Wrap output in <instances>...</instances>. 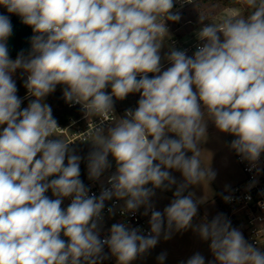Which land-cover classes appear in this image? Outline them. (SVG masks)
<instances>
[{"label": "clouds", "instance_id": "1", "mask_svg": "<svg viewBox=\"0 0 264 264\" xmlns=\"http://www.w3.org/2000/svg\"><path fill=\"white\" fill-rule=\"evenodd\" d=\"M236 2L247 11H229L203 25L193 55L172 49L171 66L162 71L166 21L181 19L172 12L174 0H0L34 33L31 52L9 59L12 24L0 14V264H100L105 245L117 264H130L154 248L162 232L167 240L173 230L192 227L197 202L192 193H183L216 175L203 165L199 147L208 119L235 137L231 148L243 160H259L264 153V0ZM17 69L27 73L24 86L34 98L22 110L12 79ZM58 85L86 117H100L84 137L93 145L89 178L99 179L111 167L109 154L116 171L99 197L88 195L79 179L81 157L69 147L73 141L57 135L51 107L43 103ZM109 85L110 94L104 91ZM130 93H140L138 107L115 118L113 96L123 100ZM109 120L113 125L105 133L102 125ZM169 169L180 171L184 182L162 213L152 210L150 198L153 189L176 184ZM49 190L55 199L46 195ZM68 197L71 203L62 208ZM113 197L124 201L122 214L142 205L144 215L152 210L148 235L117 223L100 239L102 210ZM194 231L211 241L217 264H264V251L223 215ZM165 258L166 253L157 257L160 264ZM186 264H205V259L196 253Z\"/></svg>", "mask_w": 264, "mask_h": 264}, {"label": "rangeland", "instance_id": "2", "mask_svg": "<svg viewBox=\"0 0 264 264\" xmlns=\"http://www.w3.org/2000/svg\"><path fill=\"white\" fill-rule=\"evenodd\" d=\"M229 11L243 14L244 8L222 7L215 3L199 0L189 7L181 10L179 12L181 19L177 22H173L172 27L177 34L188 38L194 33V31L199 30L203 25L210 22H218L219 19L227 15ZM200 15L206 17V20H204L203 23L200 22ZM171 35V32H168V36L165 38L160 51L162 68L167 66L164 70L171 66L167 60V55L172 49H174L170 43ZM28 54H25V56ZM9 59L15 60L16 58ZM152 76L149 77L151 78ZM18 78L19 69L12 74V79L15 80V82ZM139 99L140 97L137 100L132 99L129 101L127 98H124L123 100L115 98V103L120 109L131 108L135 110L138 107ZM2 127L3 126H0V128ZM168 136L170 138H175L174 133H169ZM203 139L204 140L199 145L201 149V160L205 167H210L216 173L215 178L207 183L190 185L184 191L183 195L186 196L189 193H192L193 199L195 201L197 200V205H200L202 212L206 213L207 216L211 218H215L217 215L224 216V201L223 198H221V193L235 185V183L243 177V172L237 162L236 151L231 148V142L235 139L234 136L228 133L220 132L216 128L215 124L208 119L206 120V134ZM186 155L191 156L192 153L188 152ZM108 160L111 167L106 169L102 175L108 170L116 167V162L111 154H109ZM169 172L171 176L175 178L176 184L172 185L169 189H153L154 195L150 198V203L156 208V211H160L162 213L163 210L171 204L172 200L175 199L174 193L177 186L184 182V178L180 171L169 169ZM93 180L95 179H90L88 174L87 179L83 184ZM146 187L151 188L152 185L148 184ZM46 195L51 199H55L51 190H49ZM66 199L67 198H64L61 205L62 208L65 209L67 208ZM150 219L151 218L149 217V222ZM195 220L197 221L196 217H194L191 221L192 227L180 231L173 230L170 239H164L162 232L158 239L159 246H155L154 248L148 250L147 253L138 256L131 262H133V264H157L159 262L157 257L161 253H166V258L163 261L164 264H186V261L190 257L199 253L204 257L205 264H217L210 249L211 241L201 239L199 234L196 235L194 231L197 224L200 225L205 222L198 218V223H195ZM232 227L236 228L235 225ZM196 236H198V238Z\"/></svg>", "mask_w": 264, "mask_h": 264}, {"label": "built area", "instance_id": "3", "mask_svg": "<svg viewBox=\"0 0 264 264\" xmlns=\"http://www.w3.org/2000/svg\"><path fill=\"white\" fill-rule=\"evenodd\" d=\"M199 0H174L173 13H179L181 10L189 7ZM173 21H166V27L168 32H171L170 43L176 50H185L187 55L191 56L196 50V45L201 43L196 37V32L190 37H183L177 34L172 27ZM34 35V34H33ZM31 52V51H30ZM167 67V66H166ZM166 67L162 68L164 70ZM152 76V73L148 74ZM27 73H25L24 79L26 80ZM139 79V77H138ZM110 94V93H109ZM28 92L23 100L29 98ZM115 118H123L126 110L131 108L120 109L115 103V96H113ZM71 106L81 105L71 103ZM82 116L79 119H72L68 124L62 125L57 122L58 128L57 135L65 139L66 142H72L69 144L70 148L78 149L81 146L89 144L84 139L88 130L93 125L100 124V117L88 118L85 116L82 108ZM113 125V121H105L103 127L105 133L107 129ZM55 139V137H53ZM236 159L243 172V179L237 184L233 185L223 195L224 201V217L231 221V226H236L247 242L260 248L264 251V153L261 154L259 160L255 164L250 163L247 160H243L236 152ZM116 171V167L108 170L101 176L100 179L85 183V187L88 189V195H95L99 197L103 188H108V178ZM225 197H230L229 200H225ZM67 206L71 203V197L66 199ZM113 208V213H109L108 209ZM124 201L118 200L113 197L111 200L105 201V207L102 210V222L100 227V239H104L110 235V228L113 224L123 223L130 228H138L141 230V234L148 235L151 231L149 218L144 215V210L140 207L133 212H123ZM152 210L156 211L153 207ZM150 210V213H152ZM61 238L65 237L61 234ZM67 240V239H65ZM103 255H111L110 249L105 245L103 249ZM102 261H100L101 263Z\"/></svg>", "mask_w": 264, "mask_h": 264}, {"label": "trees", "instance_id": "4", "mask_svg": "<svg viewBox=\"0 0 264 264\" xmlns=\"http://www.w3.org/2000/svg\"><path fill=\"white\" fill-rule=\"evenodd\" d=\"M205 2H211L218 4L222 7L229 8H237L241 7L240 4L236 2V0H204ZM247 9L244 8V12ZM0 14L9 16L10 20L14 16L12 13H8L7 9L0 5ZM247 14V13H245ZM24 76L25 73L22 69H19V78L16 81V87L18 89L17 96L22 100L27 94V89L24 86ZM106 93H111V86L109 85L105 90ZM140 97V93H130L127 95V99L131 101L132 99L137 100ZM116 98V97H115ZM34 99L33 97L26 98L22 101L21 110L26 108L30 101ZM43 103L49 105L52 110L53 118L60 124L66 125L72 119H79L82 116V111L79 106H71L70 102H67L63 95V90L61 86H57V89L54 93L49 94L43 101ZM93 151V145L91 143L81 146L80 148L75 150V154L81 157L79 168H80V176L79 179L84 183L87 179L88 175V155ZM67 164V160H65V165ZM56 178L55 176L49 177L48 180ZM198 218L203 222H211V219L206 218L205 214L202 212L199 205H197V214ZM106 258L102 260L100 264H116V257L111 255H104Z\"/></svg>", "mask_w": 264, "mask_h": 264}, {"label": "water", "instance_id": "5", "mask_svg": "<svg viewBox=\"0 0 264 264\" xmlns=\"http://www.w3.org/2000/svg\"><path fill=\"white\" fill-rule=\"evenodd\" d=\"M11 24L12 34L6 41L9 58H17L21 53L24 55L30 53L34 34L32 27L24 24L16 14L12 17Z\"/></svg>", "mask_w": 264, "mask_h": 264}, {"label": "crops", "instance_id": "6", "mask_svg": "<svg viewBox=\"0 0 264 264\" xmlns=\"http://www.w3.org/2000/svg\"><path fill=\"white\" fill-rule=\"evenodd\" d=\"M242 179H243V177H241L240 180H239L238 182H240ZM238 182H237V183H238ZM237 183H235V184H237ZM231 187H232V186H231ZM231 187H230V188H231ZM230 188H228L227 190H224V191L221 193V198H223V195L225 194V192L228 191ZM194 201H195V200H194ZM196 201H197V200H196ZM199 206H200V205H199ZM141 207L143 208V210H144V212H145V206L142 205ZM203 213H204V212H203ZM151 214H152V213H150V210H149V211H148V214L146 215V217H148V218L150 217V218H151ZM204 214H205L206 218L211 219V220L213 219V218L207 216L206 213H204ZM194 217H196V219H197V221L195 220V223H196V222L198 223V216L196 215V216H194ZM194 217H193V219H194ZM192 223H193V222H192ZM195 223H194V224H195ZM195 225H196V224H195ZM197 225H198V224H197ZM197 225H196V226H197ZM165 227H166V224H165ZM61 234L63 235V233H61ZM195 234L198 235V232L195 231ZM196 237L198 238V236H196ZM65 239H67V238L65 237ZM158 243H159V241H158ZM158 243H157L156 246H159ZM116 264H117V261H116ZM130 264H133V262H130ZM157 264H160V261H159ZM163 264H164V262H163Z\"/></svg>", "mask_w": 264, "mask_h": 264}]
</instances>
